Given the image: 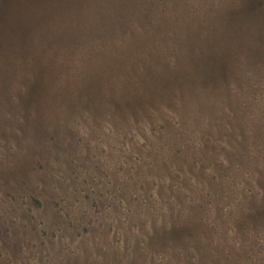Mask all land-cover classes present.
Wrapping results in <instances>:
<instances>
[{
  "label": "rangeland",
  "instance_id": "1",
  "mask_svg": "<svg viewBox=\"0 0 264 264\" xmlns=\"http://www.w3.org/2000/svg\"><path fill=\"white\" fill-rule=\"evenodd\" d=\"M263 206L264 0H0V264H264Z\"/></svg>",
  "mask_w": 264,
  "mask_h": 264
},
{
  "label": "trees",
  "instance_id": "2",
  "mask_svg": "<svg viewBox=\"0 0 264 264\" xmlns=\"http://www.w3.org/2000/svg\"><path fill=\"white\" fill-rule=\"evenodd\" d=\"M183 60L185 62L188 61V59ZM214 62L215 61H213V59H209V57H198L197 60H195L194 62L191 61V63L196 64L197 69L192 68L194 70H189L187 66L183 68L182 72H179L177 70H175L174 73H171L172 71L166 72L164 78L162 79H149L148 82L150 83V90L149 88H147L149 96L148 105L152 107L158 106L160 108H163V105L161 104L164 102L165 98H168L169 102H173L175 105H180V101L182 99L188 96H192L190 94L195 95L196 91L200 90L202 91V93H205L207 90H209L210 84L216 82H224V79L222 77V72L224 68L223 66H221V64L217 67ZM205 67L206 69H203ZM189 68L191 69L190 66ZM186 84L187 87H185ZM74 94H76V92H74ZM90 100H92V98H90ZM108 105V108L110 110H113V107H116L117 110L123 111V114L127 112H135L137 113V115H139L140 113H142V109H146L139 97L132 99L129 98L128 100L120 99L119 102L115 103V105L113 101H110ZM99 110L103 111V108ZM261 208L262 209L259 210L260 212L254 211L250 213L253 215V218L262 217V212H264V206Z\"/></svg>",
  "mask_w": 264,
  "mask_h": 264
}]
</instances>
